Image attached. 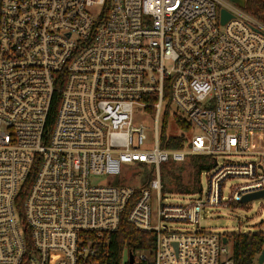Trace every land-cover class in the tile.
Here are the masks:
<instances>
[{"label": "built area", "instance_id": "built-area-1", "mask_svg": "<svg viewBox=\"0 0 264 264\" xmlns=\"http://www.w3.org/2000/svg\"><path fill=\"white\" fill-rule=\"evenodd\" d=\"M241 9L0 0V264H103L126 213L154 236L153 264H232L200 219L264 192V25ZM168 105L191 125L184 149L160 147ZM189 157L212 160L207 200L166 204L162 168Z\"/></svg>", "mask_w": 264, "mask_h": 264}, {"label": "rangeland", "instance_id": "rangeland-1", "mask_svg": "<svg viewBox=\"0 0 264 264\" xmlns=\"http://www.w3.org/2000/svg\"><path fill=\"white\" fill-rule=\"evenodd\" d=\"M244 13L245 8L241 9ZM151 121V120H150ZM168 133L170 135H180L182 131L177 126L176 122L171 119L168 126ZM196 131L193 134H198ZM192 134V135H193ZM204 169L197 175L195 179V172L191 164L195 160L194 157H189L185 163H171L170 168H162L163 174V195L167 197L166 204H178L186 205L194 200L203 199L207 200L208 195V182L212 173L211 165L212 160L205 157H198ZM220 162L223 158H219ZM228 160L249 162L253 161V157H229ZM169 169V170H168ZM175 176H181L183 186L188 189L181 191L176 183ZM247 180L241 177L231 178L226 182L224 195L230 197L233 190L241 184L246 183ZM200 184L203 187V192L200 191ZM174 229H180L181 231L195 230L199 227L192 226H172ZM200 230L205 232H213L220 234L223 238L228 234H244V233H256L264 232V197L254 199L252 201L231 204L228 207L224 206H206L205 211L200 219ZM226 252L221 255V260L226 261L229 259L232 246L228 241L225 245ZM128 253H124L123 262L127 263ZM258 260V258H257Z\"/></svg>", "mask_w": 264, "mask_h": 264}, {"label": "trees", "instance_id": "trees-1", "mask_svg": "<svg viewBox=\"0 0 264 264\" xmlns=\"http://www.w3.org/2000/svg\"><path fill=\"white\" fill-rule=\"evenodd\" d=\"M246 13L264 25V0H246ZM165 96H169V89H165ZM59 96H56L49 118V125L55 120ZM173 119L179 129L180 135H170L168 133V122ZM191 130V125L176 111H173L171 105H168L167 111L163 118V127L160 134V147L180 150L184 149L187 142V133ZM197 175L203 171L204 164L195 158L191 164ZM169 170V169H168ZM35 171L25 183L18 199L17 208L20 214H23V202L31 186ZM178 188L185 191L188 188L183 186L181 176H175ZM227 241L231 242L232 250L229 260L232 264H257V258L264 248V232L228 234ZM155 249L154 236L150 233L138 232L127 222V213L124 214L119 230L113 234L108 256L104 258L103 264H123L125 252L132 253L134 257L144 255L145 260L142 264H153Z\"/></svg>", "mask_w": 264, "mask_h": 264}, {"label": "water", "instance_id": "water-1", "mask_svg": "<svg viewBox=\"0 0 264 264\" xmlns=\"http://www.w3.org/2000/svg\"><path fill=\"white\" fill-rule=\"evenodd\" d=\"M236 4H238L242 8H246V0H230ZM223 19L222 22L226 23L228 20L232 18V15L226 11L222 12ZM264 196V192L262 193H254V194H248L243 197L242 203L252 201L254 199H258ZM227 239H224V243H226ZM129 264H134V255L132 253L129 254ZM257 264H264V248L261 252V254L258 257Z\"/></svg>", "mask_w": 264, "mask_h": 264}]
</instances>
